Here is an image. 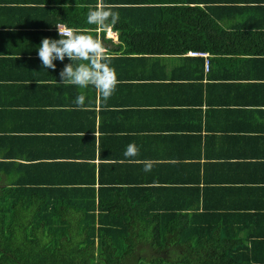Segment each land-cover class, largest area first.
<instances>
[{"label": "crops", "instance_id": "0c3cea01", "mask_svg": "<svg viewBox=\"0 0 264 264\" xmlns=\"http://www.w3.org/2000/svg\"><path fill=\"white\" fill-rule=\"evenodd\" d=\"M181 2L214 24L192 31L205 48L127 55L106 102L91 86L61 84L67 58L55 71L31 60L24 71L38 58L33 42L18 41L29 18L20 9L31 5L0 2V188L84 205L82 187L110 172L114 187H162L181 204L197 193L196 208L231 215L240 237L264 232V0ZM132 143L133 159L155 162L150 172L123 156Z\"/></svg>", "mask_w": 264, "mask_h": 264}, {"label": "trees", "instance_id": "16d2710c", "mask_svg": "<svg viewBox=\"0 0 264 264\" xmlns=\"http://www.w3.org/2000/svg\"><path fill=\"white\" fill-rule=\"evenodd\" d=\"M181 1L104 0L119 13L116 42L101 32L90 34L102 39L115 68L128 67L127 55L202 50L206 40L199 30L192 31L202 25L200 30L213 29L214 24H204L207 17ZM0 2L31 5L20 6L28 10L29 18L19 25L28 31L19 32L18 41L33 42L35 53L42 38L59 39L53 31L57 23L95 29L87 24L86 15L97 0ZM26 60V72L30 60L41 65L39 58ZM96 184L95 190L82 187L84 205L59 197L45 199L32 188H0V264H264V232L251 229L240 237L229 229L231 215L196 208L197 193L186 195L181 204L162 187H114L110 172Z\"/></svg>", "mask_w": 264, "mask_h": 264}, {"label": "clouds", "instance_id": "9594fccd", "mask_svg": "<svg viewBox=\"0 0 264 264\" xmlns=\"http://www.w3.org/2000/svg\"><path fill=\"white\" fill-rule=\"evenodd\" d=\"M67 7L68 5H65V8ZM118 21L119 13L113 11V5L105 3L104 0H97L95 6H89L86 15L87 24L94 25L95 29L71 28L63 23L56 24L55 29L59 39L42 38L41 45L37 49L42 69L55 71L54 62L63 63L67 58L70 63L65 64L59 72L61 84L81 89L91 86L98 98L106 102L115 93L119 81L115 69L111 67V56L102 39L90 33L97 31L114 35V27ZM40 83H47V81ZM85 99L84 94H79L73 101L78 110L84 109ZM138 155L139 148L134 143L129 144L123 153L128 162L142 164L143 171L150 172L155 162L147 159L143 161L133 159Z\"/></svg>", "mask_w": 264, "mask_h": 264}, {"label": "built area", "instance_id": "2783aa9c", "mask_svg": "<svg viewBox=\"0 0 264 264\" xmlns=\"http://www.w3.org/2000/svg\"><path fill=\"white\" fill-rule=\"evenodd\" d=\"M55 32H56V34H57V31H56V29H55ZM58 35V34H57ZM190 54H193V53H190ZM204 67L206 68V63L204 64Z\"/></svg>", "mask_w": 264, "mask_h": 264}]
</instances>
